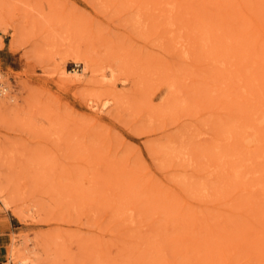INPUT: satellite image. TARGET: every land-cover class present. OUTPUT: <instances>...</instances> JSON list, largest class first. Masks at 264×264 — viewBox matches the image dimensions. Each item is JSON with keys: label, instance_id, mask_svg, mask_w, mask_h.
<instances>
[{"label": "rangeland", "instance_id": "rangeland-1", "mask_svg": "<svg viewBox=\"0 0 264 264\" xmlns=\"http://www.w3.org/2000/svg\"><path fill=\"white\" fill-rule=\"evenodd\" d=\"M0 81V264H264V0H0Z\"/></svg>", "mask_w": 264, "mask_h": 264}, {"label": "bare ground", "instance_id": "bare-ground-1", "mask_svg": "<svg viewBox=\"0 0 264 264\" xmlns=\"http://www.w3.org/2000/svg\"><path fill=\"white\" fill-rule=\"evenodd\" d=\"M206 32V31H205ZM82 60V59H81ZM75 72V71H74ZM82 73V72H81ZM76 78V77H75ZM7 90V86L3 84V81H0V102L3 100V94ZM10 99V98H9ZM7 102V101H6ZM93 104V103H92ZM103 107V106H102ZM12 254V253H11ZM21 263H24V261H21Z\"/></svg>", "mask_w": 264, "mask_h": 264}]
</instances>
